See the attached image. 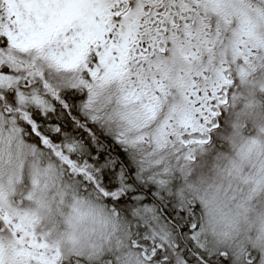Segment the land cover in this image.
Returning <instances> with one entry per match:
<instances>
[{"label": "snow or ice", "instance_id": "obj_1", "mask_svg": "<svg viewBox=\"0 0 264 264\" xmlns=\"http://www.w3.org/2000/svg\"><path fill=\"white\" fill-rule=\"evenodd\" d=\"M0 264H264V0H0Z\"/></svg>", "mask_w": 264, "mask_h": 264}]
</instances>
